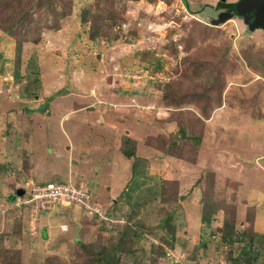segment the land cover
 Here are the masks:
<instances>
[{"label":"rangeland","instance_id":"rangeland-1","mask_svg":"<svg viewBox=\"0 0 264 264\" xmlns=\"http://www.w3.org/2000/svg\"><path fill=\"white\" fill-rule=\"evenodd\" d=\"M189 1L196 12H187L182 0H115L123 19L112 27L117 34L111 41L89 37V22L83 24L79 17L80 0L65 16L46 14L43 3L32 17L38 24H30L45 28L37 42L22 45L20 65L23 72L34 55L42 93L27 102L37 108L50 98L48 110L41 112L23 108L26 100L18 94L22 78L12 73L15 36L0 29V245L13 253L20 249L15 259L21 264H43L50 255L81 258L82 253L74 255L75 225L68 222L66 211L71 219L86 221L85 242L96 239L102 227L114 224L117 230L125 221L104 212L109 220L95 223L93 214H82L79 205L53 202L42 207L39 198L30 200L41 185L58 183L56 176L72 185H91V199L102 211L112 206L122 188L167 182L170 196L160 201L159 210L180 212L175 232L187 239V249L178 243L165 245L164 256L154 259L155 253L145 250L143 256L137 252L135 261L124 254V264H229L237 241L228 245L222 240L216 248L218 236L210 242L207 257L187 259L204 231L225 220L221 210L214 212L206 227L201 221L203 197L226 205L237 233L256 220L264 247V29L247 24L250 12L240 6L246 0H226L233 4L225 7H217L218 0ZM55 6L61 10L59 3ZM17 31L15 35L23 29ZM185 55L195 59L184 60ZM177 82L182 86H175ZM168 84L196 94L195 101L177 108L195 112L183 118L188 128L203 132L189 161L164 156L147 144L150 137L168 140L176 129L155 122L177 110L162 105ZM204 92L210 102L204 101ZM125 137L135 142L138 161L145 158L147 176H133L134 157L126 158L119 150ZM210 182L213 187L207 189ZM17 188L23 193H15ZM11 195L13 201L8 200ZM102 233L112 242L114 230ZM152 241L143 235L140 243L147 247Z\"/></svg>","mask_w":264,"mask_h":264},{"label":"trees","instance_id":"trees-1","mask_svg":"<svg viewBox=\"0 0 264 264\" xmlns=\"http://www.w3.org/2000/svg\"><path fill=\"white\" fill-rule=\"evenodd\" d=\"M76 0H0V29H2L5 34L14 35L16 40V49H15V61L13 68V75L15 78H22L20 89L18 94L25 98V103L23 108L26 112H41L42 110H48V105L50 98H47L43 104H40L37 108H31L28 100L34 98L37 95L42 93L41 91V80L39 72L37 69V61L33 56L28 57L25 65L24 71L21 72L20 65L22 63V45L29 41L37 42L38 36L43 28L42 26L32 28L31 22L38 24V21L33 19L34 13L40 12L42 4L45 3V13H53V15H66V10L70 9ZM187 12L193 13L195 11V3L190 2L189 0H182ZM55 3H59L61 10L58 11ZM233 3L227 2L226 0H218L217 7H225L227 5H232ZM79 5V17L81 22H89L88 34L92 40L98 41L101 38H105L107 41H111L113 36L112 31L115 25L120 23V20L123 19V14L116 7L115 0H93L92 3H87L85 0H80ZM93 7H97L99 12L93 10ZM34 11V12H33ZM215 26L216 24H203L204 27ZM23 29L21 34L15 35L17 30ZM32 29L31 31H29ZM182 40L180 43L182 44ZM184 47H187L186 41H184ZM172 48L175 50L176 45L173 44ZM184 60L195 59L194 57L185 55ZM200 62H203V58H198ZM157 68L161 65L157 63ZM216 64L214 62L212 68L214 69ZM175 86H182V84L175 83ZM166 91L163 95L165 107H179L186 106V101L191 99L195 101V93H188L187 91H180L173 89L172 84L166 85ZM210 95L204 92V101H211ZM202 112H207L206 106H198ZM172 110V111H171ZM169 111V114L164 117L155 119L160 126L162 123H171L175 126V130H171L169 133L168 140L164 138H155L150 137L147 144L153 146L155 149L160 150L164 156H170L184 161L191 160L197 152L202 138V130L193 131V129L188 128V125L185 123L183 117L195 115V112L186 111L185 109L173 108ZM10 124V123H8ZM150 147V146H149ZM122 154L126 158L134 157L132 162V174L133 176H140L143 174L147 176L144 166L146 167L145 158L136 157L135 153V142L127 137L123 138L122 146H119ZM138 161V162H137ZM138 171L140 173H138ZM142 172V173H141ZM146 179V178H145ZM54 181L68 182L66 178L61 176H56ZM146 181L143 178V184ZM133 183V182H132ZM160 184L157 187L144 185L143 188L137 187L135 184L128 186L127 188H122L121 194L118 198L114 199L112 206L107 209L106 212L110 218L119 219L121 217L125 218V222L121 225L120 229L116 230L114 224L112 228H104L103 230H111L115 232V236L112 239V242L105 241L106 237L103 236L102 232L96 233V239L92 241L85 242L83 241V229L87 224L82 221H76L71 219V215L66 211L65 216H68V222H72L75 225L73 231L76 235H73L74 251L75 254L82 253L81 258L77 261L74 260V257L62 259L58 255H50L47 257L46 262L43 264H124L121 262V257L124 254H131L134 258L137 256V252H140L142 256L145 253V250L150 253H155V258L159 256H164L167 252L165 250V245L169 247H174L176 243L180 244L183 248L187 249V239L183 236H179L175 232V220H177L180 212L175 210L170 211H161L159 210L160 201L168 199L170 194L168 193L169 185ZM169 183V182H168ZM211 182L207 184V189L212 188ZM90 189H92L90 185ZM16 193V189L14 190ZM213 194V190L211 191ZM14 195L9 196L8 200H14ZM173 197V196H172ZM74 204V203H73ZM71 206V205H70ZM69 206V207H70ZM122 206L127 207L122 211ZM79 208L84 214V207L79 205ZM222 211L225 216L220 226L215 228H210L205 230L200 237V240L197 244L192 246V249L187 255V259L190 261L197 262L202 257L208 256V250L210 248V242H213V239L216 242V248H219V243L223 240L228 245L234 241H237V247L235 252H229L228 261L229 264H264V247L262 242L259 240L258 235L259 231L256 229L257 221H251V227L247 226L242 228L241 232L237 233L235 230L234 220H228L227 218V207L224 203L210 201L208 198L203 197V203L201 207V221L210 227V221L214 212ZM176 214L177 217H172V214ZM230 214V213H229ZM85 216V215H84ZM105 215L106 218H98V216L93 215L95 223H106L109 218ZM99 219V220H98ZM81 223V225H79ZM20 228L21 224L16 223ZM94 225V223H93ZM159 231H162V235L159 234ZM17 233L22 234L23 229H19ZM239 233H241L239 235ZM42 236H46V231L43 228L41 230ZM216 234V235H214ZM143 235H150L153 238V241L149 243V246H144L140 243ZM110 236L109 238H111ZM157 239V240H155ZM78 244V245H77ZM260 244V246H259ZM201 248V252L200 251ZM0 250L4 255L0 256V264H21L17 261L16 255L20 252V249L17 252L6 249L0 245ZM80 250V251H79ZM13 253V254H12ZM77 254V255H78ZM76 255V256H77ZM80 255V254H79ZM143 258V257H142ZM69 261V262H68ZM72 262V263H71ZM143 261L140 260L139 264H142Z\"/></svg>","mask_w":264,"mask_h":264},{"label":"built area","instance_id":"built-area-1","mask_svg":"<svg viewBox=\"0 0 264 264\" xmlns=\"http://www.w3.org/2000/svg\"><path fill=\"white\" fill-rule=\"evenodd\" d=\"M90 195L87 182H80L77 185H72L69 182L47 183L37 188L30 200L39 198L40 201L37 202H39V205L42 207H47V204L50 206L53 202L75 203L83 206L87 214L90 212L98 216V218H106L104 211L98 206V201L91 199Z\"/></svg>","mask_w":264,"mask_h":264},{"label":"water","instance_id":"water-1","mask_svg":"<svg viewBox=\"0 0 264 264\" xmlns=\"http://www.w3.org/2000/svg\"><path fill=\"white\" fill-rule=\"evenodd\" d=\"M240 6L243 8H247V10L250 12V15L248 16L251 18V21L247 22V24L252 29H264V0H246L244 3L240 4ZM16 193H23V189L17 188Z\"/></svg>","mask_w":264,"mask_h":264},{"label":"clouds","instance_id":"clouds-1","mask_svg":"<svg viewBox=\"0 0 264 264\" xmlns=\"http://www.w3.org/2000/svg\"><path fill=\"white\" fill-rule=\"evenodd\" d=\"M60 183H63V182H60ZM89 191H90V188H89ZM90 194H91V192H90ZM72 204H73V203H72ZM74 205H77V204L74 203ZM85 214H86V213H85ZM122 218H123V217H122ZM124 222H125V221H124ZM124 222H123V223H124Z\"/></svg>","mask_w":264,"mask_h":264},{"label":"bare ground","instance_id":"bare-ground-1","mask_svg":"<svg viewBox=\"0 0 264 264\" xmlns=\"http://www.w3.org/2000/svg\"><path fill=\"white\" fill-rule=\"evenodd\" d=\"M258 150V149H257Z\"/></svg>","mask_w":264,"mask_h":264}]
</instances>
